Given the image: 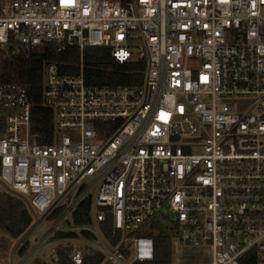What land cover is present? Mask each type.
<instances>
[{
  "label": "built area",
  "instance_id": "built-area-1",
  "mask_svg": "<svg viewBox=\"0 0 264 264\" xmlns=\"http://www.w3.org/2000/svg\"><path fill=\"white\" fill-rule=\"evenodd\" d=\"M49 42L144 61L143 83L45 64L40 143L27 85L2 76ZM0 166L40 217L14 264L147 262L158 217L208 264H264V0H0Z\"/></svg>",
  "mask_w": 264,
  "mask_h": 264
},
{
  "label": "trees",
  "instance_id": "trees-1",
  "mask_svg": "<svg viewBox=\"0 0 264 264\" xmlns=\"http://www.w3.org/2000/svg\"><path fill=\"white\" fill-rule=\"evenodd\" d=\"M56 42L37 46L29 56L16 53L4 64L3 78L6 81H18L28 87L32 102V134L40 143H52L54 137V112L43 104V70L45 64L56 63L61 73L76 75L84 65L87 85H140L143 83L146 63H120L104 46H87L83 52L77 46L59 49ZM25 201L9 193L0 191V230L19 238L27 225L23 209ZM155 237V256L152 260L138 264H172V237L160 233ZM97 259H86L83 264H97ZM57 264H75L66 255L61 254Z\"/></svg>",
  "mask_w": 264,
  "mask_h": 264
},
{
  "label": "rangeland",
  "instance_id": "rangeland-1",
  "mask_svg": "<svg viewBox=\"0 0 264 264\" xmlns=\"http://www.w3.org/2000/svg\"><path fill=\"white\" fill-rule=\"evenodd\" d=\"M1 166H0V191L3 193H9L11 195L18 196L17 194L11 192L1 181ZM19 197V196H18ZM47 224V222H46ZM148 230H152L158 233L168 234L170 231V222L162 217L156 219V223L153 226L148 227ZM17 238L11 236L5 231L0 230V263L7 264L4 259V251L7 248H11ZM172 264H208L209 255L208 253L202 252L200 249L191 248L176 243L172 240ZM39 261H47V259H42ZM50 264V263H49Z\"/></svg>",
  "mask_w": 264,
  "mask_h": 264
},
{
  "label": "water",
  "instance_id": "water-1",
  "mask_svg": "<svg viewBox=\"0 0 264 264\" xmlns=\"http://www.w3.org/2000/svg\"><path fill=\"white\" fill-rule=\"evenodd\" d=\"M17 52L14 51V54H16ZM8 190H10L11 192L17 194L20 198H22L25 203L27 204V207L25 209H23V215H24V219H25V224L29 225L27 227V229L21 234V236L14 242V244L12 245L11 249H10V263L14 264V255H15V251L17 249V247L19 246V244L24 240V238L27 236V234L33 229V227L37 224V222L40 220V217H36V212L33 209L29 199L23 195L20 192H15L12 189H10L4 182H2ZM32 215L35 218V220L32 222Z\"/></svg>",
  "mask_w": 264,
  "mask_h": 264
},
{
  "label": "snow or ice",
  "instance_id": "snow-or-ice-1",
  "mask_svg": "<svg viewBox=\"0 0 264 264\" xmlns=\"http://www.w3.org/2000/svg\"><path fill=\"white\" fill-rule=\"evenodd\" d=\"M62 2H63V0H62Z\"/></svg>",
  "mask_w": 264,
  "mask_h": 264
}]
</instances>
